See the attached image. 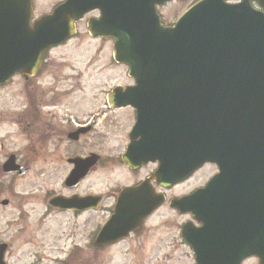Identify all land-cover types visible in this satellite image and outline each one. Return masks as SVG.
I'll return each mask as SVG.
<instances>
[{
    "label": "water",
    "instance_id": "obj_1",
    "mask_svg": "<svg viewBox=\"0 0 264 264\" xmlns=\"http://www.w3.org/2000/svg\"><path fill=\"white\" fill-rule=\"evenodd\" d=\"M168 1L133 0L128 34L124 29V35L113 36L115 60L128 67L135 85L124 92L114 89L110 106L137 111L131 138L139 137L122 161L128 167L135 156L144 163L156 162L152 179L167 189L202 165H215L218 173L204 188L169 202L170 208L200 224L195 228L186 223L182 238L195 264H240L251 256L264 264V15L246 4L203 0L173 29L147 31V5ZM72 2L80 1L69 0L30 26V0H0V84L33 71L42 52L71 37L78 13L75 18L64 16ZM123 20L127 27L125 16ZM91 160L76 164L66 184L84 177L77 171L89 167ZM4 168L12 171L10 163ZM135 192L127 189L123 195ZM69 203L50 201L61 208ZM160 204L156 198L145 202L138 220ZM126 211L130 209L121 204L115 209L95 247L123 239L137 227V222L120 217ZM4 249L0 246V264Z\"/></svg>",
    "mask_w": 264,
    "mask_h": 264
},
{
    "label": "flooded vegetation",
    "instance_id": "obj_2",
    "mask_svg": "<svg viewBox=\"0 0 264 264\" xmlns=\"http://www.w3.org/2000/svg\"><path fill=\"white\" fill-rule=\"evenodd\" d=\"M66 1L31 0L30 24L42 16L52 15ZM80 1L81 5L74 2L69 6L65 18H75L70 14L86 9L87 0ZM94 1L95 6L72 23L73 37L42 53L31 76L24 77L19 74L10 78L7 84L0 85V91L5 92L4 97L0 98V182L4 176L1 174V166L11 157L15 165L24 171L20 176L5 175L10 176L11 180H19L30 174L37 180H62V189L57 193L51 191L41 195L35 189L30 195H25L13 194V190H8V199H0V203L6 201L5 205H0L1 216L12 217L8 227L22 225L27 220L35 225L38 219L36 206L41 204L42 220L50 215L55 217L63 214L74 219L88 215L86 219L90 220L93 219L91 215H97L95 219L99 230L113 215L118 200L134 206L129 217H137L141 210L140 203H144V199L149 201L150 192L154 197L161 196L166 199L167 190L151 180L157 164L143 163L139 157H135L132 168L122 162L130 143L139 140V137L131 138L136 122L135 109L113 108L108 102L113 88L124 89L133 85V81L127 76V67L113 60V40L109 38L118 34L121 16L124 11L128 14L130 0H122L120 15L118 0H115V4H112V0ZM181 1L154 5L156 21L163 27H172L185 11L176 7H180ZM243 1L254 11L264 13V0H225L232 5ZM151 13V8H148V21L154 23ZM167 17L170 19L167 20ZM73 41H81L73 49L79 52V59L53 58L57 57L58 50L66 48ZM118 72L122 74L125 83L116 84L109 91H103V78L106 75L115 78ZM9 145L18 153L8 152ZM86 159H92L87 176L74 187L65 186L64 182L75 170V165L80 166ZM91 179L102 180L100 185L103 186L95 190L81 191V187ZM113 179L114 184L110 185ZM145 182H148L145 186L146 198L144 193L120 198L124 188L138 187ZM4 192L5 188L1 193ZM53 198L71 200L74 203L70 209L52 208L48 202ZM86 198L89 201L82 203L81 200ZM82 205L88 209H80ZM165 207L166 204L163 203L139 229L122 241L95 248L93 242L97 233L92 234L84 242L82 249L73 246L68 255L78 249L77 256L86 251L90 257L95 258L105 250L128 241L140 240L147 234L148 221ZM0 244L6 245L3 254L5 259L11 245L5 242ZM247 261L257 264V260L253 258L245 262Z\"/></svg>",
    "mask_w": 264,
    "mask_h": 264
},
{
    "label": "rangeland",
    "instance_id": "obj_3",
    "mask_svg": "<svg viewBox=\"0 0 264 264\" xmlns=\"http://www.w3.org/2000/svg\"><path fill=\"white\" fill-rule=\"evenodd\" d=\"M194 0H182L177 9L183 11ZM46 7L44 8V10ZM170 18L167 17V20ZM81 41H73L66 48L57 51V60L79 59L78 53L73 49ZM105 75V74H103ZM101 85L103 91H109L116 84L125 83L121 73L115 74V78L106 75ZM5 92L0 91V98ZM8 152L15 154L18 151L11 145ZM2 157V156H1ZM2 161V159L0 160ZM216 173L214 166H204L190 180L181 183L166 193L167 198L189 194L201 187ZM121 178V177H120ZM115 179L112 180L114 184ZM0 199H8L7 191L13 194L30 195L37 189L41 195L46 192L57 193L62 189V180H37L32 174L19 179L11 180L10 176H3L1 180ZM98 183V185H96ZM102 180L91 179L86 182L81 191L101 188ZM6 192L1 193L2 189ZM39 201V200H38ZM29 210V207L26 208ZM38 213L37 223L34 225L30 220L22 225L8 227L12 219L4 218L0 214V242L10 243L4 262L6 264H62L73 246L82 249L85 241L95 234L97 224L95 217L86 219L88 215L76 219L63 214L53 217L52 215L40 219L41 204L36 206ZM1 212V209H0ZM186 221V217L172 212L168 207L160 210L148 222V231L140 240L125 242L114 248L103 251L97 257H90L88 252L77 256L70 264H194L193 255L180 238V226ZM20 232V235L18 233ZM64 260V261H63ZM250 264V262L246 263Z\"/></svg>",
    "mask_w": 264,
    "mask_h": 264
}]
</instances>
